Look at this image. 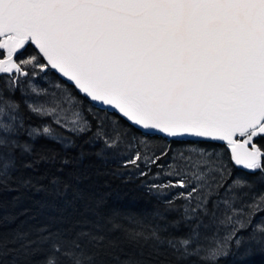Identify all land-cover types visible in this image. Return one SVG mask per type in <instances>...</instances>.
Masks as SVG:
<instances>
[{"label":"snow or ice","instance_id":"obj_1","mask_svg":"<svg viewBox=\"0 0 264 264\" xmlns=\"http://www.w3.org/2000/svg\"><path fill=\"white\" fill-rule=\"evenodd\" d=\"M0 264H264V0H0Z\"/></svg>","mask_w":264,"mask_h":264},{"label":"trees","instance_id":"obj_2","mask_svg":"<svg viewBox=\"0 0 264 264\" xmlns=\"http://www.w3.org/2000/svg\"><path fill=\"white\" fill-rule=\"evenodd\" d=\"M113 187L116 188L115 185ZM140 195L141 193L137 191L118 189L112 193L111 202L123 211H135L143 207V202L138 200Z\"/></svg>","mask_w":264,"mask_h":264}]
</instances>
